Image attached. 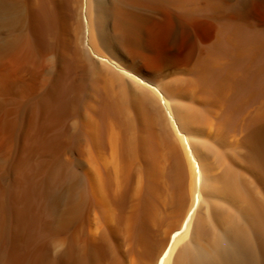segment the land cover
I'll return each instance as SVG.
<instances>
[{
    "label": "bare ground",
    "instance_id": "obj_1",
    "mask_svg": "<svg viewBox=\"0 0 264 264\" xmlns=\"http://www.w3.org/2000/svg\"><path fill=\"white\" fill-rule=\"evenodd\" d=\"M0 264H264V0H0Z\"/></svg>",
    "mask_w": 264,
    "mask_h": 264
}]
</instances>
